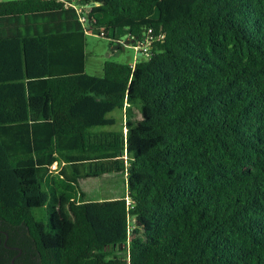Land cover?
<instances>
[{"label": "trees", "instance_id": "obj_1", "mask_svg": "<svg viewBox=\"0 0 264 264\" xmlns=\"http://www.w3.org/2000/svg\"><path fill=\"white\" fill-rule=\"evenodd\" d=\"M88 32L154 39L98 76ZM108 173L126 193L84 199L80 182ZM12 260L264 264V0L0 1V264Z\"/></svg>", "mask_w": 264, "mask_h": 264}, {"label": "rangeland", "instance_id": "obj_2", "mask_svg": "<svg viewBox=\"0 0 264 264\" xmlns=\"http://www.w3.org/2000/svg\"><path fill=\"white\" fill-rule=\"evenodd\" d=\"M85 53V72L98 76L103 75L102 65L104 61L114 60L131 64L137 54L133 48L132 41L127 42L124 38L115 43L111 42L106 36H100L98 33L92 32L86 33ZM109 115L115 118V126L121 124L123 118L122 110L115 109L110 112ZM126 126L127 127H124V131L129 130V128L134 130L131 123L126 124ZM136 137L137 136L131 135L129 142L138 145L139 138ZM80 186L82 188V196L84 199L88 200L120 197L123 196L127 190L126 178L122 173H108L101 176L90 177L82 180Z\"/></svg>", "mask_w": 264, "mask_h": 264}, {"label": "built area", "instance_id": "obj_3", "mask_svg": "<svg viewBox=\"0 0 264 264\" xmlns=\"http://www.w3.org/2000/svg\"><path fill=\"white\" fill-rule=\"evenodd\" d=\"M2 1V0H0ZM77 11L80 10L79 7L76 8ZM80 19L83 20V17H80ZM151 29L149 28V31ZM101 35H103V32H101ZM154 39L153 35L152 34H147L143 39L141 40H135L134 36H132V42H133V48L134 50L137 52V54H142V52H147L148 50V46L149 44L151 43V41ZM135 40V41H133Z\"/></svg>", "mask_w": 264, "mask_h": 264}, {"label": "crops", "instance_id": "obj_4", "mask_svg": "<svg viewBox=\"0 0 264 264\" xmlns=\"http://www.w3.org/2000/svg\"><path fill=\"white\" fill-rule=\"evenodd\" d=\"M123 36H124V35H121V36H120L121 38H120L119 40L124 39V38L126 37V36H124V37H123ZM125 40H126L127 42L129 41V40H127V39H125ZM131 41H132V40H131ZM115 43H117V42H115ZM116 47H117V46H116ZM135 57H136V58H138V57L141 58V55H140V54H136ZM136 58L134 59V61H133L131 64H133V63L136 61Z\"/></svg>", "mask_w": 264, "mask_h": 264}, {"label": "water", "instance_id": "obj_5", "mask_svg": "<svg viewBox=\"0 0 264 264\" xmlns=\"http://www.w3.org/2000/svg\"><path fill=\"white\" fill-rule=\"evenodd\" d=\"M124 36H126V34H124ZM124 36H123V37H124ZM142 59H143V58H141V60H142ZM12 262H13V260H12ZM13 264H14V262H13Z\"/></svg>", "mask_w": 264, "mask_h": 264}]
</instances>
